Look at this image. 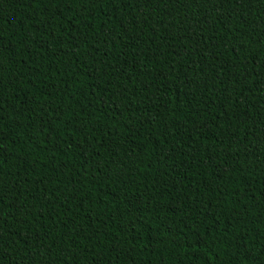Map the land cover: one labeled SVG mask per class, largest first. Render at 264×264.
Returning a JSON list of instances; mask_svg holds the SVG:
<instances>
[{
  "label": "trees",
  "instance_id": "trees-1",
  "mask_svg": "<svg viewBox=\"0 0 264 264\" xmlns=\"http://www.w3.org/2000/svg\"><path fill=\"white\" fill-rule=\"evenodd\" d=\"M0 264H264V0H0Z\"/></svg>",
  "mask_w": 264,
  "mask_h": 264
}]
</instances>
